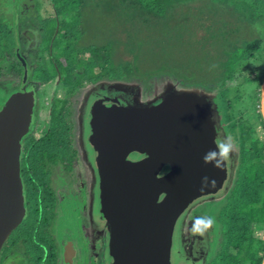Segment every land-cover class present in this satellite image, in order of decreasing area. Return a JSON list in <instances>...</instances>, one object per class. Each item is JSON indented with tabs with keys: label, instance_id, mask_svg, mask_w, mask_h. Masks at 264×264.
<instances>
[{
	"label": "rangeland",
	"instance_id": "1",
	"mask_svg": "<svg viewBox=\"0 0 264 264\" xmlns=\"http://www.w3.org/2000/svg\"><path fill=\"white\" fill-rule=\"evenodd\" d=\"M53 2V0H0V14L5 16L6 25L16 26L17 32L14 34L13 38L14 41L17 42V46L18 43L20 44L19 46L22 45V53L25 54L23 55L26 57L28 62H39L36 58L37 54H39L40 57L46 58V49L48 46L50 47L52 41L50 40L48 46L45 43L40 44L43 40L40 36L42 33L46 31L55 32L56 26L58 32H61V21L65 20L67 26L68 21H73V15L70 16L69 14L74 13L75 11L71 12L69 9H65L67 12H58V18L55 17L53 15V10L57 11V7H54ZM77 2H79L77 12L80 14L79 19L81 21L74 17L76 21L75 24H78L85 31L82 35L75 33L74 31L70 34V43L68 45L71 50H75L77 47L82 49L93 42L99 46H105L108 41H110L111 49L108 50L107 59L112 64H121L128 59L133 64L131 68L133 70L137 69L139 77L142 79L146 78V81H142L138 77H130L127 80H120L118 83L114 84L116 81H111L106 77H102L100 80L95 82V85L92 86L93 88L90 86L83 88L80 90L81 92L72 95L70 98V103L72 104L69 105L70 116L68 118L70 119L71 117L74 125L78 126L82 120V117L78 115L79 107L76 108L77 103L78 101L83 100V93L87 92L89 89L90 91L88 92L87 98L89 97L90 99L97 89H110V91L117 90L126 96L133 95L136 93V90L139 89L141 94L135 95V100L139 99L140 101L155 98L157 95L159 96L161 93L168 90L179 91L184 89H198L200 92L211 97L214 103V123L216 124L220 137H222L224 142L229 145V147H226L227 149L225 150L228 154L229 163L233 164L231 167V175H233L239 153L238 145L242 141H248L247 138L242 136L243 131L254 125V129L257 130L256 132L258 133L259 138L262 140L264 139V131L260 129V124L255 116V112H257L259 108V106H256L255 97H257L258 92H260L261 84L259 85L258 82L246 84L241 80L240 75L238 77L236 75V78L232 80H226V85L231 87L228 88V97L225 98L224 101L226 102L230 100L232 102V108L230 107L231 112H222L221 116L218 112H220V106H223V104H220V101L215 100L216 95L220 91V87L216 86L217 84H212V80L217 75L218 70L216 71V68L218 62L220 58L225 57L226 52L221 49L223 44L221 45V43H217V31H214L213 27L223 23L224 21H235L237 18L234 13L236 7L226 9L225 2L222 0H172V3L177 10H164L163 8L161 11L162 14H156V17L146 15L143 17L130 18L125 17L124 15L126 13H124L120 8L118 11L114 8L115 2L113 0L110 3H107V0H77ZM54 3L56 6L61 5L60 1ZM164 5L166 7L169 3L165 1ZM32 16L35 17V19H37L38 16L39 17L33 22ZM52 25H54V27ZM78 25L75 26L77 30L79 28ZM242 32L243 31L239 30L235 34L236 38L250 39L253 36L251 30L247 31L246 35ZM233 40L234 39L230 38L228 42ZM226 45L224 44V46ZM63 46L64 42H61L58 46L53 47L52 56H54L55 59L58 57L60 58L65 54L66 50ZM94 52L95 51L91 53V56ZM262 53L263 52H261V55ZM88 54L82 55V57L90 61V53ZM262 58L260 67H264V53ZM250 66L251 65L246 68H249ZM136 73L134 75H136ZM158 73L161 74L158 75ZM14 79V77H11L9 81L6 79L4 80L6 82H11ZM88 79L85 77L82 81L84 82ZM69 83L77 87L79 86L78 84H80L78 80L76 82L78 84H75L70 79ZM186 83H189V86H186L188 85ZM207 84L208 89H200L201 86ZM122 85L124 87H122ZM190 85H194L196 87H191ZM35 87H38L36 92L37 99L40 104H43V107H40V105L37 107L45 108V110L49 105V100L51 99L53 91L62 89L61 84H58L57 81H54L49 85H35ZM238 96L241 97V100H236ZM5 97V91L0 88V101L2 99L5 100ZM48 97L49 99H47ZM87 98L85 102L86 106L89 103ZM253 106L256 107L253 108ZM73 108L75 112L73 111ZM40 112L41 116L39 123L37 124L39 129L34 131V137H41V133L43 132V136H47L48 140L50 136H56L60 133L58 127H61V123L59 121V123L50 126L49 121H45V116H48V113L43 111ZM52 118V121L54 122L56 118L54 116ZM227 131L230 134H227ZM57 140L60 139L58 138ZM229 140L233 146L230 145ZM45 143V141H27L25 148L28 150L29 156L27 157V162L25 163L28 170H25L24 162L22 161L21 167H23V177L26 181L27 179L25 175L30 171L28 161L31 158V167H33L35 163L38 168L40 167L37 178H41V166L44 167L46 169V174H50L49 178L46 180L49 185L50 183H56L57 194L59 192L67 191V188L70 187V192H68V194H70V198L68 195V200L72 201L74 199V193L71 191L72 186H67L69 181L72 182V175L71 172H69L70 170L68 172L63 171V168L69 167L65 163L55 162L54 165H50V163L47 162V159H45L44 163L39 160L40 157L46 153L47 146ZM78 143L82 145V140L80 139L79 134ZM81 154L79 160L77 159L75 164L72 163L73 166H76L77 171L76 184H78V182L80 183V180L85 179V168L90 171L89 167L86 166V161L83 159V154L82 157ZM54 166H58L59 168L53 171ZM47 167H52V173L48 171ZM63 181L64 183L67 182L66 185L63 184ZM230 184L231 180L227 184V187ZM227 187L222 189V192L219 194L203 199L205 201V206H203V211H201L204 215L202 214L201 218L198 217V215L202 213L201 211V213L197 214V216L195 215V219L191 221L190 228H188L190 231H192L191 227L192 229L195 228L196 230H203V234L206 235L203 241H201L203 247L206 249H200V251H203L202 253H199V251L196 250V252H193L192 254L199 263L202 262V264H206V262L211 260L213 263L221 264L220 262L222 261L219 260L221 258V253L228 250L227 246L229 244L227 242V238L224 236V240L219 241L218 234H220V232L221 234L222 232L226 234V231L230 228V224L232 228L235 227L234 225L237 222L244 223V218L241 217V215H246L245 213L248 214L247 216L250 220L253 218V214L250 212L251 206L242 202L240 199L237 200V198H235L231 193V188L226 190ZM38 188L35 187L33 192L30 194L27 193L25 198L26 209L28 212L27 216L25 217L23 223L21 222V224L11 231L6 241H9V239L14 240L15 237L22 234L26 236L32 225L37 221L36 216H40L42 213H45V219L48 223L47 234H49L56 250L58 245H63V239L68 237L72 239L75 249L77 250L75 264H100L101 258L97 261L93 260L94 263L91 262V252H93L95 248L94 245L88 244V241L85 240L84 232L82 231L85 228L84 222H87V218L85 217L83 210L84 207L88 208V204L84 205L83 208L81 207V210L78 208L77 214H74L75 217L73 213L71 214V212L67 217V215H64L69 211L68 204H66L63 199L57 198L59 195L53 193L50 197V199L53 200L52 213L49 214L48 211H43V209L39 208L38 212L35 208L41 206L40 203L42 202L40 196L41 193L39 194L37 192ZM76 193L82 200L83 195L78 192ZM243 197L248 200V198H252V195L249 194L248 197ZM84 198L86 200L85 196ZM235 199L236 207L233 213L236 216H234V219L233 217H230L228 220V217H226L222 220L221 216L223 213L220 212V208L224 205L230 206L228 201ZM189 209L187 211H189ZM239 213L241 215H238ZM185 215L188 217L187 212ZM253 221H256L257 223L254 225V228L257 231L253 232V235H256L257 238L259 237L260 239L252 236L250 239L252 243H248L246 240L242 242L243 244L237 243V246L239 249H243L244 251L246 250L247 252H251L257 247L258 250L256 255L259 256L262 252V248L264 249V225H262L263 222L259 219H254ZM260 227L261 229H259ZM187 234L189 235L188 231H185L184 233H182V231L181 233L179 232L180 244L181 242L183 243V238H186L185 236H187ZM244 236H246V234H244ZM60 240H62L61 243ZM226 243L227 245H225ZM247 243L248 246L246 245ZM22 244L26 248L29 245L28 242ZM230 245L233 246V241ZM59 252L60 251L57 250V264H59V262L61 263L58 255ZM2 253L3 252L0 251V259L2 255H4L2 260L3 264L31 263L28 254L25 253L23 248L21 246L19 247L18 244L9 248L4 254ZM18 258H21L22 260L20 261Z\"/></svg>",
	"mask_w": 264,
	"mask_h": 264
},
{
	"label": "water",
	"instance_id": "2",
	"mask_svg": "<svg viewBox=\"0 0 264 264\" xmlns=\"http://www.w3.org/2000/svg\"><path fill=\"white\" fill-rule=\"evenodd\" d=\"M16 55L21 88L0 107V249L26 211L19 154L35 104L33 90L23 89L26 62ZM259 98L264 123V75ZM89 101L78 134L95 178L96 218L106 226V263L198 264L179 249L181 221L193 202L230 180L211 97L184 89L140 101L107 90ZM62 250L63 264H73L72 241Z\"/></svg>",
	"mask_w": 264,
	"mask_h": 264
},
{
	"label": "trees",
	"instance_id": "3",
	"mask_svg": "<svg viewBox=\"0 0 264 264\" xmlns=\"http://www.w3.org/2000/svg\"><path fill=\"white\" fill-rule=\"evenodd\" d=\"M54 2H61L60 6H56L53 2L54 7H57V12H64L65 9H69L71 12L69 15H73V21H68V26L65 20L61 21L62 30L58 32L57 35L54 36L52 42V48L64 42L63 48L66 50L65 54L62 57L54 58L56 61L55 68H51L46 65L48 61L47 58L40 57L37 54V63L28 62V73L27 80H31L36 85H49L54 81H57L58 84H61L62 89L53 91L51 95L49 108V116L47 117L49 121V125L61 123V127H58L60 133L56 136H50L47 140V136H43L37 142H46V153L42 155L39 160L43 163L45 159L50 165H54V163H66L70 159L64 158L65 154L72 153L71 151V142L73 140L72 136V121L68 118L69 115V105L70 98L72 95L81 92L83 88L91 87L95 85V82L100 80L102 77H106L111 81H116L118 83L120 80H127L130 77L139 78L142 81H146V78L142 79L139 77L136 70H133L132 63L127 59L124 63L121 64H112L107 59L108 50H110V41L105 46L97 45L95 42L87 45V47H83L79 49L78 47L75 50H71L69 47L70 34L74 31L82 35L84 33V29L80 27L78 24H75V18H78L81 21L80 14L77 12L79 2L77 0H53ZM112 0H107V3H110ZM115 2L114 8L118 11L119 8L126 13L125 17L136 18L143 17L146 15H150L152 17H156V14L161 15V11L164 10H177L172 3V0H113ZM167 1L169 3L168 6L165 7L164 2ZM171 1V3H170ZM225 2L226 9H231V7H236L235 16L237 17L235 21H224L223 23L213 27L214 31H217V43L221 46V49L226 52L225 57L220 58L216 71L217 75L213 78L212 84H217L216 86L220 87V91L216 95L215 100L220 101L223 106L221 110L219 109L220 116L222 112H231V101H224L227 98L228 88L231 86L226 85V80H232L240 75V78L246 84H251L252 82H258L259 85L262 83V77L264 75V67H260L262 63V57L264 53V0H222ZM116 11V12H117ZM67 12V11H66ZM39 17V16H38ZM37 17V19H38ZM35 17L32 16L33 22L36 21ZM71 19V18H70ZM5 16L0 14V78L13 75L17 80V83L21 79V71L22 67L20 61L18 60L15 49L20 44L14 41V34H16L17 29L15 25H6ZM79 26L78 30L75 26ZM53 26V25H52ZM219 26V27H218ZM243 31L242 33L246 35V32L251 30L253 33L252 38L245 39L236 38L235 34L239 31ZM54 32V31H53ZM53 32H44L40 36L43 39L40 44H46L48 46V42ZM259 32V34H258ZM235 36V37H233ZM230 38L234 39L231 42H228ZM90 43V42H89ZM88 43V44H89ZM224 44L226 46H224ZM22 46V45H21ZM46 57L49 56V46L46 49ZM100 50V51H99ZM94 54L91 56V53ZM261 52L262 55H261ZM83 53V54H82ZM90 53V61L84 59L82 55ZM82 54V55H81ZM89 55V54H88ZM261 55V56H260ZM37 64V65H36ZM117 64V65H116ZM251 65L249 68L247 66ZM246 68V69H245ZM215 71V72H216ZM245 71V72H244ZM88 72V73H87ZM137 72V73H136ZM136 73V75H134ZM161 73H158V75ZM106 75V76H105ZM152 76V75H150ZM87 77V81H82ZM149 77V76H148ZM69 78L75 84L77 80L80 84L79 86H75L69 83ZM189 86V83H186ZM197 85V84H194ZM194 85H190L191 87H196ZM199 85V84H198ZM243 85V84H242ZM200 87V86H198ZM200 89H208V84L203 85ZM61 91V92H59ZM259 95L258 92L256 100V106H259ZM236 100H241V97L238 96ZM256 106H253L256 107ZM231 107V108H230ZM255 116L257 121L260 124V129L264 131V123L261 122V119L257 112H255ZM55 117L56 120L53 122L52 117ZM249 127V126H248ZM229 128V126H228ZM230 130V129H228ZM257 130L254 129V125L250 126L246 130L243 131L242 136L247 138L248 141L240 142L238 145L239 153L237 158V171L236 178L233 181V185L231 186L232 194L237 200H242V202L250 205V212L253 214V218L250 220L248 218V214L241 215L244 218V223L237 222L234 226L224 232H220L219 241H223V236L227 238L228 242V250H225L221 253V264H260L263 256L264 249L262 248V252L259 256L256 255L258 248L256 247L251 252L244 251L243 249H239L237 243L243 244L242 242L248 241V243H252L250 240L252 236L257 238V236L253 235V232L257 231L254 228L256 225V221L254 219H259L263 222L264 225V139L259 138ZM227 134L228 133L227 131ZM60 140H57V139ZM73 154V153H72ZM29 153H27V157ZM31 159V158H30ZM29 159V167L30 171L25 175L26 177V186L32 187H50L47 183L46 177V169L41 166V178L38 179V171L39 168L35 163L33 167H31ZM252 189V190H251ZM249 194L252 195V198H248ZM252 202V203H251ZM228 204L230 206H222L220 208V212L223 213L221 216L222 220L228 217L236 216L233 211L236 207V199L229 200ZM39 209H43V211H48V213H52V205L51 204H43L37 208L36 211L39 212ZM37 221L32 225L29 233L25 236L24 234L15 237L13 239H9V241H4L1 252L4 254L9 248L14 247L15 244L21 246L25 253L28 254L29 259L31 260L30 264H57V250L54 247L52 240L50 239L49 234H47V226L48 223L45 219V213L40 216H36ZM251 217V216H250ZM36 220V219H35ZM260 221V222H261ZM262 227V226H261ZM261 227L259 229H261ZM258 229V230H259ZM246 234V236H244ZM45 235V237H44ZM47 235V236H46ZM257 239H260L259 237ZM233 241V246L230 243ZM28 242V247L23 246L22 243ZM248 243L246 244L248 246ZM236 244V246H235ZM227 245V243L225 244ZM250 245V244H249ZM246 246V247H247ZM264 246V245H263ZM251 249L250 247H247ZM11 251V250H10ZM3 256L0 259V264L2 263ZM8 256V255H7ZM14 257V256H13ZM18 260H22L18 258ZM91 262L94 263L93 259ZM213 261L209 260L207 264H211ZM216 264V263H213Z\"/></svg>",
	"mask_w": 264,
	"mask_h": 264
},
{
	"label": "flooded vegetation",
	"instance_id": "4",
	"mask_svg": "<svg viewBox=\"0 0 264 264\" xmlns=\"http://www.w3.org/2000/svg\"><path fill=\"white\" fill-rule=\"evenodd\" d=\"M53 12H54L53 15L58 18L59 13L57 11H54V10H53ZM16 49H18L20 57L23 58L24 61L26 62L25 63V66H26V79H25V81L23 83L24 84L23 89H26V90L32 89L33 92H34V97H35V104L33 105V108L31 110V122L29 123L28 131L21 138V146H20V154H19V167L21 168V177H22V181H23V187H22L23 203H24V206H25V209H26V202H25L26 195H27V193L30 194L31 192H33L35 187L26 186L27 182L25 181V179L23 177V167H21L22 161L24 162L25 170H28V168L26 167V163H25V162H27L28 150L25 148V146L27 144V141H31V140L32 141H38L40 138H42V136L39 137V138H35L34 137V131L39 129L37 124L39 123V119H40V116H41V112L40 111H43L45 113L47 112L48 116H49L50 113H49L48 106H47L46 110H45V108H38L37 107L38 105H40V107H43L42 106L43 104L42 103L40 104L39 100L37 99V93L36 92H37V88L38 87H35L36 84L33 83L31 80H29V79H28L29 81L27 80L28 67H27V61H26L27 59L24 56L25 54L22 53L23 47L22 46H18ZM16 49H15V54H16ZM49 54L50 55L47 57L48 61L46 62V63H48V62L49 63L46 64V65L50 66L51 68H55L56 61L52 57V53L50 51H49ZM17 58L20 61L18 56H17ZM20 64H21V61H20ZM21 67H22V65H21ZM11 77H14V76L13 75H11V76L8 75L6 77L0 78V88L5 91V93H6V97L5 98H7L11 94V92L19 90L21 88V84H20L21 79H20V81L18 83H17L16 79L12 80L11 82H6L4 80V79H6V80L9 81L11 79ZM21 77H22V71H21ZM122 87H124V86L122 85ZM127 88H129V87H127ZM89 91H90V89L87 92L83 93L84 94L82 96L83 100L78 101L77 106H76V108L79 107L78 108L79 109L78 115H80V117H82V119L85 117V110L87 108L86 105H85V102H86V98H87V95H88ZM106 91L107 90H105V89H97V90H95V93L93 94V96H91V99H94L96 95H99L100 93L101 94L105 93ZM113 93L116 94V95L120 94L123 97L128 98L129 100H133L135 98V95H140L141 94L139 89L136 90V93H134L133 95H130V96H126L125 94H122V93L118 92L117 90H114ZM117 93H119V94H117ZM47 99H49V97ZM87 99L89 100L90 98L88 97ZM145 99H147V98H145ZM151 99L152 98H150L149 100H151ZM50 100H49V105H50ZM143 101H147V100H143ZM3 102H4V99H2L0 101L1 105H2ZM89 103H90V101H89ZM1 105H0V107H1ZM72 107H73V105H72ZM73 111H74V108H73ZM48 116H45V121L48 119L47 118ZM69 116H70V113H69L68 117ZM70 120L72 121V125H74V122L71 119V117H70ZM78 126L80 127V125H78ZM78 126L74 125V129L72 128L73 140L71 142V147L70 148H71V151L73 150L72 151L73 154L68 152L64 156V158L70 159L69 161H66V163H65L69 168H66V167L63 168V171H67L68 172L70 170L69 172H71V175H72V182L74 180L73 185H72V182H70V181L67 184V186H72L71 191L74 193V196H73L74 199L72 201L68 200V195H69V198H70V194H68V192H70L69 191L70 187L67 188V191L59 192L57 194V190H56L57 185H56V183H50V185H49V183L47 181H46V183L50 187H39V188L37 187L38 188L37 192L39 194L41 193V195H40L41 196V201H42L40 203L41 205H43L45 203L52 205L53 204V200L50 199V197L53 195V193H56L57 195H59L57 198L63 199V201L66 204H68L69 211L64 215V216L67 215V217L70 214V212H71V214L73 213V215L77 214L78 208H80V210H81L84 205L88 204L87 205L88 208L84 207V210H83L84 213H85V217L87 218V222H84L85 223V226H84L85 228L82 231L84 232V237H85V240L88 241V244L94 245V248H95V250L93 252H91V254H92L91 259L97 261L98 259L101 258V260H100L101 263L100 264H107L106 263V258L104 257V254H103L105 252L104 248H105V240H106V238H105V236H106V233H105L106 226L104 225V222L102 220L96 218V214H95V212H96V195H95V191H94V189H95L94 188L95 187V181H94L95 178H93L92 173H90L91 170L89 171L87 168H85V171H84V174L86 175V177H84L85 179L80 180V183L78 182V184H76V175H77L76 166L72 165V163L75 164L77 159L79 160L80 154L81 153L83 154V150H84L83 143H82V146H80V144L78 143V129H79ZM43 134L44 133L42 132L41 135H43ZM229 143H230V145H232L230 140H229ZM82 154H81V157H82ZM83 158H84V156H83ZM86 166H87V164H86ZM57 168H59V167L58 166H54L53 171L55 169H57ZM47 169H48V171H50L52 173V167H47ZM49 175H50L49 173L46 174L47 179L49 178ZM66 183L67 182L64 183V181H63L64 185H66ZM79 184H81V185H79ZM232 185H233V183H231L229 186H232ZM76 192H78V193L83 195V199L82 200H81V198L79 196H77ZM219 193H217V194H219ZM84 196L86 197V200H85ZM213 196L214 195L209 196V197H213ZM202 200L203 199L193 202V204L190 206L191 208L189 209V211H187L188 217H187V215H184V217H183V219L181 221V225L179 227V229H180L179 232L180 233H181V231H182V233H184L185 231L189 232V235L187 234V236H185L186 238H183V243L182 242H181V244L179 243V249L181 250V252H184V254L187 257L188 256L189 257L192 256V257H190V259L195 260L198 264H202V262L199 263L198 260H196L195 257L192 254H193V252H196V250L199 251V253L203 252V251H200V249L204 248L201 241H203V239H204V237H206V235L203 234V230H196L195 228L192 229V227H191L192 231H190L188 228H190L191 221L195 219V215L197 216V214H199V213H201L203 211V208H204L203 206H205V204H204L205 201L204 200L202 201ZM27 213L28 212H27V209H26L24 218L22 220V223H23L25 217L27 216ZM202 214L204 215V213L202 212L200 215H198V217L201 218ZM74 217H75V215H74ZM196 220H197V218H196ZM66 240H71L72 241L71 238L66 237V238L63 239V245H64ZM61 241L62 240H60V243H61ZM72 244H73V247L75 249L73 241H72ZM63 245L62 246L60 245L61 247L59 245L57 246V250L60 251L58 255L60 257L61 263L59 262V264H63V257H62L63 250L61 251ZM205 249L206 248H204V250ZM76 255H77V250H76L75 256L73 258V264H75ZM95 255H96V257H95ZM102 256H103V258H102ZM207 263L208 262H206V264Z\"/></svg>",
	"mask_w": 264,
	"mask_h": 264
},
{
	"label": "clouds",
	"instance_id": "5",
	"mask_svg": "<svg viewBox=\"0 0 264 264\" xmlns=\"http://www.w3.org/2000/svg\"><path fill=\"white\" fill-rule=\"evenodd\" d=\"M53 27H54V26H53ZM53 33H54V34L52 35V37H51V39H50L52 42H54V41H53L54 36L58 34L57 26L55 27V32H53ZM50 40L47 41V42L49 43ZM52 49H53V48H52V43H51V45H50V47H49V51H50L51 53H52ZM52 57L55 58L54 56H52ZM46 58H47V57H46ZM56 59H57V58H56ZM5 100H6V99H5ZM5 100H4V101H5ZM226 144H227V143H226ZM228 147H229V145L227 144V148H228ZM227 148H226V149H227ZM228 162H229V161H228ZM229 164H230V180H231V183H233L234 179L236 178V171H237V167H238V166H237V164H236V167H235V169H234V174L231 175V173H232L231 167L233 166V164H231V163H229ZM90 170H91V169H90ZM91 173H92V171H91ZM92 176H93V175H92ZM230 180H229V182H230ZM229 182H228V183H229ZM228 183H227V184H228ZM227 184H226V185H227ZM226 187H227V186H226ZM229 188H231V186H228L226 189H229ZM225 191H226V190H225ZM225 191H224V192H225ZM263 252H264V251H263Z\"/></svg>",
	"mask_w": 264,
	"mask_h": 264
}]
</instances>
